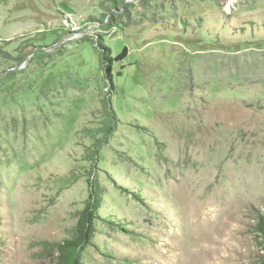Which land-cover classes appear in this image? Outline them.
<instances>
[{
	"label": "rangeland",
	"instance_id": "obj_1",
	"mask_svg": "<svg viewBox=\"0 0 264 264\" xmlns=\"http://www.w3.org/2000/svg\"><path fill=\"white\" fill-rule=\"evenodd\" d=\"M89 178L81 264H258L264 0H0V264L49 263Z\"/></svg>",
	"mask_w": 264,
	"mask_h": 264
},
{
	"label": "trees",
	"instance_id": "obj_2",
	"mask_svg": "<svg viewBox=\"0 0 264 264\" xmlns=\"http://www.w3.org/2000/svg\"><path fill=\"white\" fill-rule=\"evenodd\" d=\"M98 42L99 41H97V43ZM98 44L102 48V59H105L108 62L111 61V58L107 53L108 48L103 46L100 42ZM124 53L125 48L123 47L118 58L123 57ZM109 68L110 65H106L107 72L110 71ZM106 77L108 82H111V73L108 72ZM111 130L110 126H108L105 129L103 136L95 141L94 146L91 149L94 164L97 160V154L102 145L107 141L106 138L111 133ZM88 185L89 190L87 198L85 199L82 208L77 211L76 220L70 236L59 241H54L51 244L44 245L47 249V254L49 255V263L47 264H81V252L93 243L92 237L95 231V221L100 218L97 214L100 195L98 189L93 184L92 178L88 179ZM135 196L138 195L135 193ZM253 233L256 243L263 249L261 255L258 256L257 263L264 264V207L255 217Z\"/></svg>",
	"mask_w": 264,
	"mask_h": 264
}]
</instances>
